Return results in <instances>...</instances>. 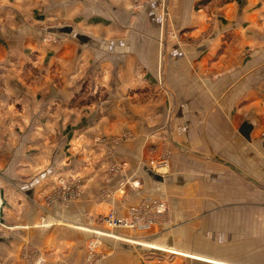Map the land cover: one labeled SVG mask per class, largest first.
Instances as JSON below:
<instances>
[{"label":"crops","instance_id":"1","mask_svg":"<svg viewBox=\"0 0 264 264\" xmlns=\"http://www.w3.org/2000/svg\"><path fill=\"white\" fill-rule=\"evenodd\" d=\"M69 177L80 198L51 201ZM147 198L151 231L101 222ZM91 242L97 264H264V0H0V264Z\"/></svg>","mask_w":264,"mask_h":264},{"label":"built area","instance_id":"2","mask_svg":"<svg viewBox=\"0 0 264 264\" xmlns=\"http://www.w3.org/2000/svg\"><path fill=\"white\" fill-rule=\"evenodd\" d=\"M168 160L166 158L156 162V168L161 169L166 166ZM61 192L51 201L60 202L63 205H68L70 202L77 200L83 193V182L77 178L69 177L60 179ZM132 189H138L141 184L137 180L127 182ZM168 204L162 200L155 198H147L139 206H133L124 216H118L114 213L107 215L101 219L106 226L111 229L130 230L136 232H148L160 223L168 213ZM100 255L97 252L95 242H91L88 246V264H97ZM33 264H44V259L39 257Z\"/></svg>","mask_w":264,"mask_h":264}]
</instances>
